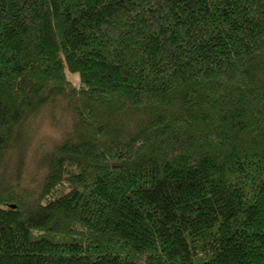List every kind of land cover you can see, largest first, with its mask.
<instances>
[{
  "label": "trees",
  "instance_id": "trees-1",
  "mask_svg": "<svg viewBox=\"0 0 264 264\" xmlns=\"http://www.w3.org/2000/svg\"><path fill=\"white\" fill-rule=\"evenodd\" d=\"M0 264H264V0H0Z\"/></svg>",
  "mask_w": 264,
  "mask_h": 264
},
{
  "label": "rangeland",
  "instance_id": "rangeland-1",
  "mask_svg": "<svg viewBox=\"0 0 264 264\" xmlns=\"http://www.w3.org/2000/svg\"><path fill=\"white\" fill-rule=\"evenodd\" d=\"M49 135L54 136V134H52V129L50 127H47L46 124H43L41 128L38 130V133L36 134L37 137L49 136Z\"/></svg>",
  "mask_w": 264,
  "mask_h": 264
}]
</instances>
